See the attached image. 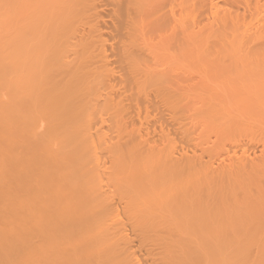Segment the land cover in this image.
I'll return each mask as SVG.
<instances>
[{
  "label": "bare ground",
  "instance_id": "bare-ground-1",
  "mask_svg": "<svg viewBox=\"0 0 264 264\" xmlns=\"http://www.w3.org/2000/svg\"><path fill=\"white\" fill-rule=\"evenodd\" d=\"M163 2L0 0V264H264V0Z\"/></svg>",
  "mask_w": 264,
  "mask_h": 264
},
{
  "label": "rangeland",
  "instance_id": "rangeland-1",
  "mask_svg": "<svg viewBox=\"0 0 264 264\" xmlns=\"http://www.w3.org/2000/svg\"><path fill=\"white\" fill-rule=\"evenodd\" d=\"M163 1H164V0H163ZM172 1H173V0H172ZM177 1H179V3H180V0H177ZM182 1H183V0H182ZM182 1H181V3H182ZM169 2H171V0L168 1V2H167V0H166L165 3H166V4H167V3L169 4ZM163 3H164V2H163ZM165 3H164V4H165ZM174 3H175V4H174ZM176 3H177L176 0H174L172 3H170V4L173 5V7H175L174 9H173L172 5H171V7H170V4H169V5L167 4L168 9H169V7H170L171 9H173V10H171V11L173 12V11L176 9V6H174V5H176ZM181 3H180V4H181ZM164 4H162V5H164ZM166 4L164 5V7L161 5L162 7L159 6V7H160V8L158 7L159 9L154 8V10L156 9V10L158 11V13H160L159 11H161L162 14L165 13L164 16H165V15H166V16L172 15V13L169 14V13L171 12L170 9L168 10V9H166L167 7L165 8ZM177 6L179 7L180 5H177ZM161 8H162V9H161ZM179 8H180V7H179ZM179 8H178V9H179ZM164 9H165L166 12L164 11ZM178 9H177V10H178ZM162 10H163V11H162ZM177 10L174 11V12H176L175 14H178L177 12H179L180 10H182V7L179 9V11H177ZM169 11H170V12H169ZM155 12H156V11H155ZM167 12H169V13L166 14ZM174 12H173V13H174ZM180 12H181V11H180ZM167 18H168V17H167Z\"/></svg>",
  "mask_w": 264,
  "mask_h": 264
}]
</instances>
